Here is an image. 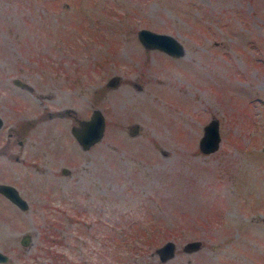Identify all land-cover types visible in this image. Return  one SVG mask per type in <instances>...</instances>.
I'll list each match as a JSON object with an SVG mask.
<instances>
[{
	"label": "rangeland",
	"instance_id": "rangeland-1",
	"mask_svg": "<svg viewBox=\"0 0 264 264\" xmlns=\"http://www.w3.org/2000/svg\"><path fill=\"white\" fill-rule=\"evenodd\" d=\"M95 108L105 130L81 148L71 125ZM0 117V181L28 204L0 193V264H264V0H0Z\"/></svg>",
	"mask_w": 264,
	"mask_h": 264
},
{
	"label": "water",
	"instance_id": "water-1",
	"mask_svg": "<svg viewBox=\"0 0 264 264\" xmlns=\"http://www.w3.org/2000/svg\"><path fill=\"white\" fill-rule=\"evenodd\" d=\"M138 38L144 43V47L158 48L163 49L165 52L170 55L179 56L184 52L183 44L179 41L173 34H169L163 31H154L151 28H142L138 30ZM16 83L22 85L23 81L19 78L14 79ZM102 108H95L91 110V113L88 118H81L78 125H71V133L74 135V138L78 141V144L81 148L88 149L94 142L100 140L104 132L105 119L104 113L101 110ZM0 124L2 125V118L0 117ZM219 120L218 118H212L206 122V125L203 126L202 136L198 139V145L202 152L208 153L213 152L218 149L221 141V133L219 131ZM133 131L137 128L133 126ZM63 170L66 171V168L63 167ZM3 192L9 200L13 201L17 206L21 208L28 207L27 201L23 195H20L18 189L14 184L5 183L0 181V192ZM29 235L25 233L20 242L22 244L28 243ZM203 240V239H202ZM201 239H194L186 241L183 243L182 248L185 251L192 252V250H197L202 245ZM158 257L161 259H168L173 254H175V240L172 238L166 240L156 248ZM4 260H9V256L6 252L0 250V262Z\"/></svg>",
	"mask_w": 264,
	"mask_h": 264
},
{
	"label": "trees",
	"instance_id": "trees-1",
	"mask_svg": "<svg viewBox=\"0 0 264 264\" xmlns=\"http://www.w3.org/2000/svg\"><path fill=\"white\" fill-rule=\"evenodd\" d=\"M219 174H220V172H219ZM212 203L214 204V201L211 202V204ZM203 205H205V204H203ZM207 206L209 207L211 205H207ZM160 219H161L160 216L157 217V220H158L157 225L161 227L162 223H161ZM216 219H219V218H215V217H212V216L211 217L210 216H207V217L205 216L204 219H202L201 221L198 222V225L203 226L201 228L210 229V231H212L213 229H217L216 228ZM144 222L140 225V227L138 228V230L135 233V237L131 240V242L134 243V250L135 251H140V249L143 250L145 248L146 244L150 243V237H152V236H149L150 235L149 232H151L150 229H151V227H153L154 222L150 221L148 224H146V226H145ZM135 223H138V221L129 222L128 226L130 224H135ZM170 227H171V225H170ZM49 234L46 233V236H47L46 239H49ZM50 236H51V234H50ZM111 236H113L112 237L113 239H116V237H117V236H114V235H111ZM119 236H118V238H119ZM152 239L154 240V237H152ZM54 243H55V241H53V239L47 241L46 244H45V246L47 247V248H45L46 251L51 253L52 250L49 247H52L51 245H53Z\"/></svg>",
	"mask_w": 264,
	"mask_h": 264
},
{
	"label": "flooded vegetation",
	"instance_id": "flooded-vegetation-1",
	"mask_svg": "<svg viewBox=\"0 0 264 264\" xmlns=\"http://www.w3.org/2000/svg\"><path fill=\"white\" fill-rule=\"evenodd\" d=\"M1 151H2V153H4V154H8V155H11V154H9V152L7 151V150H4V149H1ZM1 181H3V180H1ZM0 193H2L3 195H4V193L1 191ZM5 196V195H4ZM7 197V196H6ZM8 198V197H7Z\"/></svg>",
	"mask_w": 264,
	"mask_h": 264
}]
</instances>
